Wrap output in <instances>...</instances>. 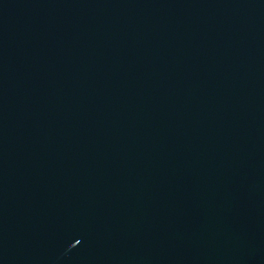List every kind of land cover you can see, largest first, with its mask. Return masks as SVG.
<instances>
[{
    "label": "water",
    "instance_id": "95a60500",
    "mask_svg": "<svg viewBox=\"0 0 264 264\" xmlns=\"http://www.w3.org/2000/svg\"><path fill=\"white\" fill-rule=\"evenodd\" d=\"M0 264H264V0H0Z\"/></svg>",
    "mask_w": 264,
    "mask_h": 264
}]
</instances>
